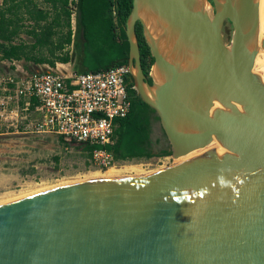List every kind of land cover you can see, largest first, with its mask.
I'll use <instances>...</instances> for the list:
<instances>
[{
  "label": "water",
  "instance_id": "water-1",
  "mask_svg": "<svg viewBox=\"0 0 264 264\" xmlns=\"http://www.w3.org/2000/svg\"><path fill=\"white\" fill-rule=\"evenodd\" d=\"M257 1L133 0L127 69L170 156L207 147L216 131L228 149L0 204V264H264V79L235 87L259 52Z\"/></svg>",
  "mask_w": 264,
  "mask_h": 264
},
{
  "label": "trees",
  "instance_id": "trees-1",
  "mask_svg": "<svg viewBox=\"0 0 264 264\" xmlns=\"http://www.w3.org/2000/svg\"><path fill=\"white\" fill-rule=\"evenodd\" d=\"M2 0L0 4V58L16 59L34 65L73 62L76 74L100 72L115 66H127L129 44L124 31L133 0ZM71 6L76 26L72 30ZM25 33L30 43H15ZM143 73L148 77L153 58L146 45L142 27L136 24ZM131 85L132 79L129 76ZM150 83V79L148 80ZM128 115L115 121L114 141L105 146H79L91 158L95 149L110 153L115 162L170 156V150L153 153L151 133L155 112L141 101L135 90L129 92ZM163 132V131H162ZM164 134V133H163ZM165 137V136H164ZM59 142L66 146L62 139ZM57 160V158H56Z\"/></svg>",
  "mask_w": 264,
  "mask_h": 264
},
{
  "label": "built area",
  "instance_id": "built-area-1",
  "mask_svg": "<svg viewBox=\"0 0 264 264\" xmlns=\"http://www.w3.org/2000/svg\"><path fill=\"white\" fill-rule=\"evenodd\" d=\"M65 72L48 65L46 70L31 72L20 60L0 58V112H26L33 118L24 120L25 128L56 135L67 144H112L115 121L128 115L129 92L135 90L127 66L82 74ZM90 162L107 169L115 161L110 153L95 149Z\"/></svg>",
  "mask_w": 264,
  "mask_h": 264
},
{
  "label": "rangeland",
  "instance_id": "rangeland-1",
  "mask_svg": "<svg viewBox=\"0 0 264 264\" xmlns=\"http://www.w3.org/2000/svg\"><path fill=\"white\" fill-rule=\"evenodd\" d=\"M33 1L39 5V8L45 7L40 0ZM71 9L70 23L74 25L75 30L76 12L73 6ZM231 32L232 27L226 22L223 27L226 41L230 40ZM14 42L30 43L31 41L25 33H21ZM74 62L75 59L69 64L56 63L53 69L58 68L64 73H67L65 71L73 73ZM21 64L31 72L46 70V64L36 66L32 62L24 61H21ZM8 111L13 113L9 114ZM17 111L8 109L7 112H0V204L52 186L91 179L94 173H104L111 168L113 177L120 178L139 176L154 169L178 164L171 156H153L150 159L114 162L110 168L99 169L91 164L90 158L79 149V146L75 144L63 146L56 135L33 131L30 126L25 128L24 120L33 117L26 112ZM151 141L156 153L161 149L169 148L158 121L153 122ZM183 161L189 162L195 159L185 158L181 163Z\"/></svg>",
  "mask_w": 264,
  "mask_h": 264
},
{
  "label": "bare ground",
  "instance_id": "bare-ground-1",
  "mask_svg": "<svg viewBox=\"0 0 264 264\" xmlns=\"http://www.w3.org/2000/svg\"><path fill=\"white\" fill-rule=\"evenodd\" d=\"M258 46H259V52L258 55L255 58L254 66L253 68L244 75L241 81L235 83V87H238L239 89L244 88L248 84L254 82L256 79H264V0H258ZM221 101V100H220ZM210 105L218 104L216 99H211L209 102ZM216 107H218L216 105ZM209 109V107H204L203 109H200V116H203L204 113ZM229 147V142L225 138L224 134L216 131L212 136L211 143L203 148L198 149L193 152H190L189 154L180 157L178 159H174V162L181 163L183 159H195L199 160L203 157L209 156L212 153L215 152H222L226 151ZM184 162V161H183ZM112 168L108 169L104 173H94V175L91 177V179H98V178H106V179H112L114 178L112 175ZM117 176V175H116ZM19 198V197H18ZM17 198V199H18ZM16 199V198H15ZM14 200V199H11ZM8 200L7 202L11 201ZM5 203V202H4Z\"/></svg>",
  "mask_w": 264,
  "mask_h": 264
},
{
  "label": "flooded vegetation",
  "instance_id": "flooded-vegetation-1",
  "mask_svg": "<svg viewBox=\"0 0 264 264\" xmlns=\"http://www.w3.org/2000/svg\"><path fill=\"white\" fill-rule=\"evenodd\" d=\"M142 71H143V70H142ZM159 151H160V150H159ZM153 153H154V154H157L156 152H154V150H153Z\"/></svg>",
  "mask_w": 264,
  "mask_h": 264
}]
</instances>
